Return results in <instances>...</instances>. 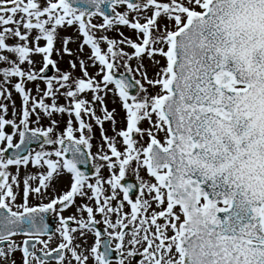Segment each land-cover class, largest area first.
<instances>
[{"label": "snow or ice", "instance_id": "obj_1", "mask_svg": "<svg viewBox=\"0 0 264 264\" xmlns=\"http://www.w3.org/2000/svg\"><path fill=\"white\" fill-rule=\"evenodd\" d=\"M0 264H264V0H0Z\"/></svg>", "mask_w": 264, "mask_h": 264}, {"label": "rangeland", "instance_id": "obj_2", "mask_svg": "<svg viewBox=\"0 0 264 264\" xmlns=\"http://www.w3.org/2000/svg\"><path fill=\"white\" fill-rule=\"evenodd\" d=\"M122 31H124L126 35H130V33L128 32L127 29H122ZM110 35H115V33H111ZM17 103H19V101H17ZM109 107L111 108L112 105L109 104ZM106 127H107V125H106ZM98 138H99V133H97V139H98Z\"/></svg>", "mask_w": 264, "mask_h": 264}]
</instances>
